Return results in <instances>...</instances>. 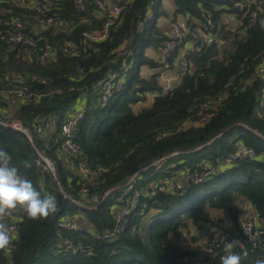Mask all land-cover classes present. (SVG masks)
<instances>
[{"label":"trees","instance_id":"16d2710c","mask_svg":"<svg viewBox=\"0 0 264 264\" xmlns=\"http://www.w3.org/2000/svg\"><path fill=\"white\" fill-rule=\"evenodd\" d=\"M171 1L172 17L190 16L205 22L204 13L214 29L226 36L230 22L224 21V14L234 13L239 0ZM83 3L84 8H80L76 0H58L52 12L65 19L67 26L51 24L36 35L39 43L55 47L50 59H40L29 47L0 57V113L30 126L49 115H56L61 123L82 107L84 115L76 137L81 152L92 167L105 169L99 172L91 191L122 182L153 158L178 153L167 158L165 170L153 172L149 167L137 174L133 189H141L142 195L129 221L113 238L96 240L91 231L103 234L115 227L114 195L94 209L78 207L62 195L52 176L34 163V150L26 136L0 124V151L8 153L10 165L31 180L42 196L55 195L58 201V211L47 219L30 220L22 210L15 211L18 229L13 245L0 251V264H206L209 258H197L198 247L178 238L191 228L214 227L213 210L231 221L227 229L230 251L241 254L242 264H264V232L259 244L252 247L239 229L243 202L264 228V116L256 110L264 72L256 74L254 69L259 63L264 65V10L231 32L229 46L210 44L188 52L192 72L182 77L170 94L162 95L158 74L153 72L147 79L140 75V67L155 69L159 65L145 50L157 49L168 38L157 24L160 17L168 16L163 0H108L121 10L109 35L98 41L84 33L99 30L105 16L93 0ZM0 7H6L1 15L37 14L35 9L9 0H0ZM149 10L150 17L139 29L138 20ZM3 28L0 26V32ZM24 31L30 33L29 26ZM67 42L76 46V54L64 53L62 47ZM123 58L128 64L125 71ZM112 72H120L124 80L109 103L102 105L98 101L100 83ZM23 86L40 96L24 100L9 94V90ZM55 87L63 88V93H49ZM148 93L155 94L151 104L134 112L132 106L145 101ZM239 141L251 146L256 155L218 167ZM47 150L57 161L64 189L82 196L84 180L67 168L56 147ZM25 161L31 167H25ZM205 162L217 168L197 183H186V174L199 172ZM179 173L183 177H177ZM164 180L179 181L183 186L149 195V184ZM81 214L87 223L80 229L60 228L67 215ZM63 239L90 249L89 254L58 250ZM212 260L221 264L217 255Z\"/></svg>","mask_w":264,"mask_h":264},{"label":"built area","instance_id":"2783aa9c","mask_svg":"<svg viewBox=\"0 0 264 264\" xmlns=\"http://www.w3.org/2000/svg\"><path fill=\"white\" fill-rule=\"evenodd\" d=\"M15 5L25 7L28 10L35 9L36 13L29 11L1 15V11H5L6 7H0V26L4 28L0 32V40L3 45H0V57L18 51L22 47H29L31 52L38 54L40 59H50L54 55L55 47L49 42L39 43L36 35L43 28L49 25H56L57 27L67 26L65 19L53 13L52 9L56 8L58 0H9ZM80 8H84L83 0H76ZM93 3L100 10V14L105 16L99 30L84 33L85 37L98 41L106 38L109 35L110 29L118 21L121 6L113 4L109 5L108 0H93ZM264 10V0H239L235 3V12L230 13L235 22L229 23L226 36L218 33L214 29V25L209 17L204 16L205 22H200L195 18L187 16L170 17L167 25L168 38L165 39L155 51L157 52L156 61L158 67L155 68L157 75V82L160 85V93L168 95L172 90L178 86L180 80L185 75H188L193 70V62L188 56V52L195 49H200L210 44L219 46H229L231 32L243 26L244 22H252L257 15ZM151 11H147L142 18L138 20L137 27L141 29L145 21L150 17ZM29 26L30 33L24 31V28ZM65 54L74 55L77 52L76 46L67 42L63 47ZM121 55V49L117 50ZM132 52L129 51L128 55ZM122 65L124 70L128 67L126 59L123 58ZM255 73L262 75L264 72L263 63L255 66ZM254 73L250 75L247 80H250ZM7 78V76H6ZM124 80L120 72H112L107 75L100 83L98 101L102 105H107L110 99L114 96L115 88ZM244 86V85H243ZM73 88L70 87V90ZM63 88L55 87L49 93L62 94ZM9 94L18 98L29 100L33 96H40L30 91L26 86L20 87L16 90H9ZM85 97V96H82ZM220 98V97H219ZM222 99V97L220 98ZM256 110L259 116H264V85L261 87L259 95L257 96ZM84 110L82 107L73 110L64 120L59 123L56 115H49L38 119L36 123L27 126L16 117L3 115L0 113V124L5 127H11L22 132L34 150L33 161L36 165L47 171L55 180L59 191L62 195L83 209H94L100 205L110 194L114 195V220L115 227L112 230H105L103 234L100 232L91 231L93 237L98 239L113 238L116 233H119L129 221L132 211L135 209L140 201L142 195L141 189H133L134 181L139 172L153 167V172L163 171L166 169L164 163L171 154H176L174 151L171 154H165L160 157L153 158L146 165L141 166L137 171L128 175L122 182L110 185L103 188L101 191H91L94 188L98 178V174L105 169L96 165L92 167L88 156L81 152L79 143L77 141V131L79 123L83 118ZM50 146L56 147L61 157L65 160L67 168L80 179L84 180L81 186L80 194L82 196L76 197L64 189L59 176L58 165L56 159L48 153ZM255 150L251 146H247L242 141L238 142L234 149L226 154V156L219 162L218 167L222 165L233 164L238 160L254 157ZM199 172L193 171L186 174V183H197L209 176L217 167L210 163H203L200 166ZM100 183L104 182L100 178ZM183 183L177 181L171 183L166 180L161 182H151L149 184V195H155L158 191H172L174 188H182ZM48 195V194H47ZM17 215L15 212L11 217L5 218V222L9 225L12 237L18 229ZM217 220V219H216ZM86 219L83 214L67 215L59 223L60 228L65 231H75L80 229L83 224H86ZM231 226V221L227 218L224 222L220 221L214 227L205 226L199 229L200 237L195 236L192 240L193 233L183 232L185 244L193 247H198V259L209 258L206 264H216L212 260L213 256L221 258L232 254L230 251V234L227 232ZM240 233L245 240L252 246L256 247L261 240L264 228L258 223L255 213L247 206L245 213L239 219ZM181 235V236H182ZM205 235V236H203ZM67 239H63L59 243V249L68 252L70 249L89 254L90 249L84 248L82 245L73 246Z\"/></svg>","mask_w":264,"mask_h":264},{"label":"clouds","instance_id":"9594fccd","mask_svg":"<svg viewBox=\"0 0 264 264\" xmlns=\"http://www.w3.org/2000/svg\"><path fill=\"white\" fill-rule=\"evenodd\" d=\"M264 26V21H261ZM8 153L0 151V251L13 245V237L5 218L20 209L30 220L47 219L58 211L55 195L42 196L31 180L21 176L18 169L10 165ZM25 167L31 165L25 161ZM221 264H242V256L232 253L221 258Z\"/></svg>","mask_w":264,"mask_h":264},{"label":"crops","instance_id":"0c3cea01","mask_svg":"<svg viewBox=\"0 0 264 264\" xmlns=\"http://www.w3.org/2000/svg\"><path fill=\"white\" fill-rule=\"evenodd\" d=\"M166 4H170L169 8H166V11H167V14L168 16L172 15V12H173V9H174V4H172V2L170 0H166ZM167 16V17H168ZM166 18V17H165ZM165 20L164 18L160 17L158 20H157V24L159 25V27L161 28L162 31H164L165 33L167 32V24H165L164 26H161L160 24V21L161 20ZM224 21H227V22H230V23H233L235 22V18L230 14V13H225L224 14ZM145 54L151 58H153L155 61H156V58H157V52L154 50V49H150V48H147L145 50ZM143 67L145 70H143ZM155 71L154 68H149L148 66L146 65H142L140 67V75L142 77H145V78H149L150 75ZM153 95H155L154 93H148L147 94V97H146V100L145 101H142V102H138V103H135L132 108L134 110V112H137L139 111L140 109L144 108V107H148L151 102H152V97ZM135 105H141L140 108L137 110L135 109ZM190 233H193L195 236H199L200 237V233H199V229H195V228H191L190 230ZM205 236V235H203Z\"/></svg>","mask_w":264,"mask_h":264},{"label":"rangeland","instance_id":"374dc122","mask_svg":"<svg viewBox=\"0 0 264 264\" xmlns=\"http://www.w3.org/2000/svg\"><path fill=\"white\" fill-rule=\"evenodd\" d=\"M171 1V0H170ZM172 2V1H171ZM173 4V3H172ZM169 6H170V4H166V0H163V7L166 9V8H169ZM173 16V14L172 15H170V16H168V17H162V18H164L165 20H161L160 21V24H161V26H164L165 24H167L168 25V19L170 18V17H172ZM143 70H145L144 69V67H143ZM140 106L141 105H135V109H139L140 108ZM240 142V141H239ZM183 177V175L181 174V173H179V174H177V177ZM246 208H247V205H246V203L245 202H243V212L241 213V215L243 214V213H245V210H246ZM213 212V216L215 217V219H217V222H220V221H222V222H224L225 220H227V217H226V215L224 214V213H222L221 211H219V210H213L212 211ZM240 215V216H241ZM178 240L179 241H182V242H184V237H183V235L181 236V238H178Z\"/></svg>","mask_w":264,"mask_h":264},{"label":"water","instance_id":"95a60500","mask_svg":"<svg viewBox=\"0 0 264 264\" xmlns=\"http://www.w3.org/2000/svg\"><path fill=\"white\" fill-rule=\"evenodd\" d=\"M36 56L38 57V54H36ZM221 135V134H220Z\"/></svg>","mask_w":264,"mask_h":264}]
</instances>
